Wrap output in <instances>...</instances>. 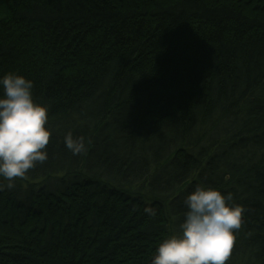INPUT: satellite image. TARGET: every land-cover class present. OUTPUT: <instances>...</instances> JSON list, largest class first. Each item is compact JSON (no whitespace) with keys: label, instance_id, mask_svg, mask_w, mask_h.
<instances>
[{"label":"trees","instance_id":"1","mask_svg":"<svg viewBox=\"0 0 264 264\" xmlns=\"http://www.w3.org/2000/svg\"><path fill=\"white\" fill-rule=\"evenodd\" d=\"M9 71L52 133L0 178V264H151L200 184L243 208L227 264H264V0H0Z\"/></svg>","mask_w":264,"mask_h":264},{"label":"clouds","instance_id":"2","mask_svg":"<svg viewBox=\"0 0 264 264\" xmlns=\"http://www.w3.org/2000/svg\"><path fill=\"white\" fill-rule=\"evenodd\" d=\"M33 86L30 78L15 71L0 75V178L8 181V188L48 159L49 108L34 98ZM65 143L73 154L85 150L82 138L66 137ZM184 203L179 228L161 240L151 264H227L243 208L232 193L203 184ZM145 211L153 214L151 208Z\"/></svg>","mask_w":264,"mask_h":264}]
</instances>
